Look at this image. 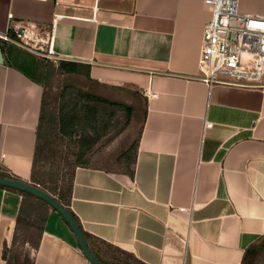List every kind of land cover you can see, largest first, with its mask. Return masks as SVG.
I'll list each match as a JSON object with an SVG mask.
<instances>
[{
	"label": "crops",
	"instance_id": "1",
	"mask_svg": "<svg viewBox=\"0 0 264 264\" xmlns=\"http://www.w3.org/2000/svg\"><path fill=\"white\" fill-rule=\"evenodd\" d=\"M79 3V4H78ZM0 0V171L32 184L46 66L89 67L92 84L139 93L146 117L134 177L78 167L71 210L92 252L141 264H241L264 237V87L216 85L199 71L204 0ZM264 15V0H240ZM26 30V38L16 32ZM51 53V54H49ZM156 95V96H153ZM213 126L206 129L205 124ZM0 187V264L22 203ZM33 264H91L50 210Z\"/></svg>",
	"mask_w": 264,
	"mask_h": 264
},
{
	"label": "trees",
	"instance_id": "2",
	"mask_svg": "<svg viewBox=\"0 0 264 264\" xmlns=\"http://www.w3.org/2000/svg\"><path fill=\"white\" fill-rule=\"evenodd\" d=\"M80 76L93 85L89 67L68 62H60L58 65L48 63L46 66V88L47 84L57 77L72 80ZM134 94L135 97L138 96V99H141L144 106L143 124L146 117V103L139 93L135 92ZM44 95L31 182L32 185L48 192L66 207L80 226L71 210L76 169L78 167H94L90 164L93 147L100 142L106 132H111L115 128L116 114L126 112L130 124L132 117L140 110L136 105L128 106L124 103L111 101L73 84H65L52 104L47 102V89ZM138 146L139 136L130 148L117 157L116 162L121 170L102 169L134 177ZM0 178L22 181L5 171H0ZM2 188L17 191L23 197L12 243L4 253L6 264H33L30 253L39 249L52 207L44 200L29 193ZM83 233L89 239L84 231ZM256 243L245 251L241 264H264V244L257 246ZM17 248H25L30 253L22 259L21 255L17 253ZM95 256L103 264H141L137 259L121 250L109 252L107 261L101 259L97 254Z\"/></svg>",
	"mask_w": 264,
	"mask_h": 264
},
{
	"label": "built area",
	"instance_id": "3",
	"mask_svg": "<svg viewBox=\"0 0 264 264\" xmlns=\"http://www.w3.org/2000/svg\"><path fill=\"white\" fill-rule=\"evenodd\" d=\"M74 1L55 0L61 5H73ZM115 1L124 0H93L94 13ZM204 3L212 7L213 15L203 29L199 59L202 81L209 89L216 85L258 83H262L259 87H264V15L241 13L240 0H204ZM25 33L26 30L16 32V39L26 38ZM0 39L10 41L8 35ZM212 126L205 124L206 129Z\"/></svg>",
	"mask_w": 264,
	"mask_h": 264
},
{
	"label": "rangeland",
	"instance_id": "4",
	"mask_svg": "<svg viewBox=\"0 0 264 264\" xmlns=\"http://www.w3.org/2000/svg\"><path fill=\"white\" fill-rule=\"evenodd\" d=\"M2 9L0 8V16ZM245 83V81H242ZM65 84H73L78 86L85 91L92 92L103 96L111 101L124 103L128 106L136 105L139 107V112H137L129 124L128 115L126 112H120L116 114V122L114 123L115 128L106 132L100 142L93 147L91 152L92 158L90 161L91 166L121 170L119 164L116 162L117 157L130 148L135 140L138 138L143 119V104L138 96L135 97L134 93L128 91H109L102 89L95 85H90L87 80L80 76L79 78H73L72 80L57 77L47 84V102L52 104L56 101L59 93ZM128 119V120H127ZM17 253L21 255L22 259L29 255V251L25 248H17Z\"/></svg>",
	"mask_w": 264,
	"mask_h": 264
},
{
	"label": "water",
	"instance_id": "5",
	"mask_svg": "<svg viewBox=\"0 0 264 264\" xmlns=\"http://www.w3.org/2000/svg\"><path fill=\"white\" fill-rule=\"evenodd\" d=\"M3 63V49L0 43V64ZM0 187L11 188L16 189L18 191L26 192L47 202L52 207V209H54L68 224L77 240L79 248L81 249L86 259L91 264H103L90 249L87 238L75 218L68 211V209L61 205L51 194L32 184L14 179L0 178ZM262 244H264V237L256 243L257 246H261Z\"/></svg>",
	"mask_w": 264,
	"mask_h": 264
}]
</instances>
